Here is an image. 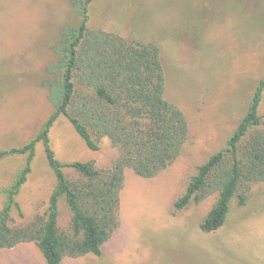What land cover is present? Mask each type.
<instances>
[{"label": "rangeland", "instance_id": "rangeland-1", "mask_svg": "<svg viewBox=\"0 0 264 264\" xmlns=\"http://www.w3.org/2000/svg\"><path fill=\"white\" fill-rule=\"evenodd\" d=\"M89 26L142 43L161 44L167 99L190 127L178 160L151 179L128 169L120 194V224L103 255L66 257L63 264H264V183L254 184L246 206L234 200L226 224L212 233L200 224L218 195L176 210L200 165L226 147L264 78V0H94ZM80 18L70 0H0V150L19 147L43 129L54 107L45 86L58 60L61 32ZM264 121V101L260 108ZM50 145L63 163L93 162L102 172L120 156L109 138L91 151L65 116L53 125ZM25 156L0 161L4 190L25 166ZM72 184L80 176L64 169ZM56 187L43 145L12 212L16 225L44 217ZM58 229L72 234V213L59 201ZM0 264H47L37 244L0 251Z\"/></svg>", "mask_w": 264, "mask_h": 264}, {"label": "trees", "instance_id": "trees-1", "mask_svg": "<svg viewBox=\"0 0 264 264\" xmlns=\"http://www.w3.org/2000/svg\"><path fill=\"white\" fill-rule=\"evenodd\" d=\"M80 18L77 27L61 32L55 50L58 60L48 70L45 86L54 107L42 131L27 144L0 150V161L25 156L26 163L4 190L0 209V251L35 242L47 264H63L66 257L103 255V247L120 224V194L128 169L151 179L171 167L182 155L190 136L183 110L167 99L168 77L161 44L129 41L118 34L89 26L94 0H70ZM264 78L253 94L247 113L228 138L224 150L213 154L192 176L185 193L175 202L180 211L218 195L200 224L205 233L221 229L234 200L247 205L252 185L264 183V121L260 108ZM65 116L91 151L109 138L120 156L102 172L93 162L65 164L50 145V131ZM42 144L56 187L44 217L16 225L17 197L32 172L37 147ZM71 168L80 181L69 182ZM65 198L72 213V234L58 229L59 201Z\"/></svg>", "mask_w": 264, "mask_h": 264}, {"label": "crops", "instance_id": "crops-1", "mask_svg": "<svg viewBox=\"0 0 264 264\" xmlns=\"http://www.w3.org/2000/svg\"><path fill=\"white\" fill-rule=\"evenodd\" d=\"M263 101H264V95H263V100H262V103H263Z\"/></svg>", "mask_w": 264, "mask_h": 264}]
</instances>
